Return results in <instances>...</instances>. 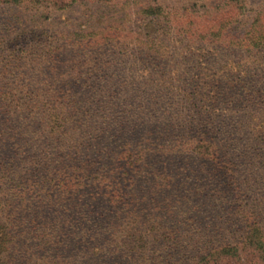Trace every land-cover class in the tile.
Masks as SVG:
<instances>
[{"label": "trees", "instance_id": "1", "mask_svg": "<svg viewBox=\"0 0 264 264\" xmlns=\"http://www.w3.org/2000/svg\"><path fill=\"white\" fill-rule=\"evenodd\" d=\"M228 1L0 0L31 11L0 27V264H264L263 81L218 103L220 68L184 115L151 76L189 43L260 63L264 0ZM185 153L214 171L206 224L192 212L178 237L141 184L160 177L153 161Z\"/></svg>", "mask_w": 264, "mask_h": 264}, {"label": "rangeland", "instance_id": "2", "mask_svg": "<svg viewBox=\"0 0 264 264\" xmlns=\"http://www.w3.org/2000/svg\"><path fill=\"white\" fill-rule=\"evenodd\" d=\"M226 2L228 0H225ZM261 0H251L247 5L248 8L254 10V6L257 5ZM219 0L208 1V0H197V5L202 6L205 3H209L210 8L215 4L223 5V0H220L221 3H218ZM231 0L227 4H230ZM212 5H211V4ZM226 4V6H227ZM217 10V8H214ZM31 11L26 10L23 6L17 4H7L0 3V27L5 26L6 24H16L19 25L18 21L22 17H27ZM77 11H75L76 14ZM75 22L78 19H74ZM83 21V19L79 20ZM236 32V30H233ZM169 43L172 45V50L176 51V54L180 53L177 50H183L182 44L180 41H177L175 38L172 39ZM245 52L234 47L221 46L220 44H187V51L183 54L176 56V58L169 64L167 67H163L155 72H152V77H157L158 86L162 91H165V86L171 87L176 92L180 94L172 93L169 100L161 98L162 102H171L172 108L176 109L178 112L182 111V114L185 109H196L193 107V104H200L204 102L206 96V83L211 81L210 75L219 70L220 68L225 67L219 80L216 88V93L220 92L221 96L218 97V103L227 102V100H235L236 98L243 95L242 91L239 94H235L233 91L239 89L240 80H244V84L254 83H264V58L261 59L260 63H255L253 65H246L244 67L237 66V63L245 56ZM258 55V54H257ZM176 70L175 77H169ZM165 72L163 75H161ZM239 77V78H238ZM214 80V79H213ZM232 90V93H231ZM192 93L190 95L183 94ZM165 100V101H164ZM217 98H210V101H216ZM224 106V103L222 104ZM176 111V112H177ZM216 115L218 113H215ZM242 116V113H235V115ZM225 115H231L230 113H225ZM234 115V114H233ZM234 115V116H235ZM208 170L203 167L202 161L198 160L196 156L187 157V153L182 154L181 156H162L156 161L152 162L151 171L158 172L159 176L156 180L152 176V179L149 180V175L145 178L144 182L141 184L144 193V200L146 199L145 205L150 206H159V209L154 210L155 220L159 222L160 225L171 227L178 237L184 234L186 230L185 225L190 224L189 217L193 212V218L195 223H200L199 226L203 228V225L206 224L205 221L201 220L203 212H207L209 198L207 196V190L209 191L211 185L208 186L207 190L204 189L203 184L206 183V180L202 181V177L206 174L210 176V171H214L212 166L207 165ZM190 174H196V177L199 181L195 179L188 180L187 176ZM195 177V176H194ZM207 177V176H206ZM193 178V177H192ZM201 178V179H200ZM153 182H158L162 184L160 188L154 192L150 189V186L153 185ZM198 183L196 186H199L198 189L195 186L192 189V185ZM203 190L201 189L200 185ZM217 184V183H216ZM212 184V185H216ZM192 189V190H191ZM193 190H197L193 192ZM205 190V191H204ZM188 191L190 192L192 199L187 202ZM207 203V204H206ZM187 212H190L187 214ZM187 219V223L185 221ZM179 220L180 223H179ZM175 235V236H176ZM176 236V237H177ZM177 244H168V248L177 254L176 247ZM168 249V250H169ZM177 249V250H175ZM175 259H180L178 256Z\"/></svg>", "mask_w": 264, "mask_h": 264}]
</instances>
